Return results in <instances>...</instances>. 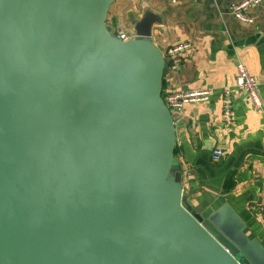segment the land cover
<instances>
[{
    "label": "water",
    "instance_id": "1",
    "mask_svg": "<svg viewBox=\"0 0 264 264\" xmlns=\"http://www.w3.org/2000/svg\"><path fill=\"white\" fill-rule=\"evenodd\" d=\"M115 1L0 0V264H264V217L226 184L246 152L185 171L162 19L122 41Z\"/></svg>",
    "mask_w": 264,
    "mask_h": 264
},
{
    "label": "crops",
    "instance_id": "2",
    "mask_svg": "<svg viewBox=\"0 0 264 264\" xmlns=\"http://www.w3.org/2000/svg\"><path fill=\"white\" fill-rule=\"evenodd\" d=\"M241 1L178 0L169 4L165 0H116L106 23L113 33L120 29L133 33V19L146 11L161 17L162 23L153 25L152 39L167 64L168 48L181 42L191 44L180 72H172L168 65L164 95L181 89H211L213 93L208 101L188 104L175 113L176 160L185 161V171L195 174L187 151L196 162L203 158L218 169L227 164L233 167L234 155L245 151L241 167L226 184L233 186L232 194L241 196L238 202H248L251 212L264 217V0L247 11L250 22L230 13V6ZM238 63L246 65L259 82L261 108L254 107L246 91L234 87ZM228 89L230 94L225 92ZM227 100L232 108L229 120L225 114ZM216 149L223 150L218 162L212 159Z\"/></svg>",
    "mask_w": 264,
    "mask_h": 264
},
{
    "label": "built area",
    "instance_id": "3",
    "mask_svg": "<svg viewBox=\"0 0 264 264\" xmlns=\"http://www.w3.org/2000/svg\"><path fill=\"white\" fill-rule=\"evenodd\" d=\"M169 4H176L178 0H165ZM263 0H242L239 3L233 4L230 6V13L236 18L244 21L250 22L251 19L247 15V11L262 2ZM115 35L122 41H128L132 39L133 33H130L126 30H118ZM191 47V44L188 42L178 43L167 49L166 58L168 60L169 68L172 72H180L182 64L184 62L186 51ZM239 91H246L256 109L261 108L263 105L259 87L260 84L255 77H253L247 66L243 63H238L237 65V78L234 86ZM227 94H230V90L225 91ZM213 90L211 89H181L178 91L170 92L163 95L164 101L167 107L173 112H178L183 110L188 104L191 103H200L206 102L210 99ZM226 118L229 120L232 116L230 102L226 101ZM224 114V115H225ZM223 156V150L216 149L213 151L212 159L215 162L221 160ZM257 208H254L256 211Z\"/></svg>",
    "mask_w": 264,
    "mask_h": 264
},
{
    "label": "rangeland",
    "instance_id": "4",
    "mask_svg": "<svg viewBox=\"0 0 264 264\" xmlns=\"http://www.w3.org/2000/svg\"><path fill=\"white\" fill-rule=\"evenodd\" d=\"M126 30H127V29H126ZM128 31H129V30H128ZM175 113H176V112H174V111H173V114L176 116V114H175Z\"/></svg>",
    "mask_w": 264,
    "mask_h": 264
},
{
    "label": "trees",
    "instance_id": "5",
    "mask_svg": "<svg viewBox=\"0 0 264 264\" xmlns=\"http://www.w3.org/2000/svg\"><path fill=\"white\" fill-rule=\"evenodd\" d=\"M164 95V94H163ZM175 155H176V150H175Z\"/></svg>",
    "mask_w": 264,
    "mask_h": 264
}]
</instances>
